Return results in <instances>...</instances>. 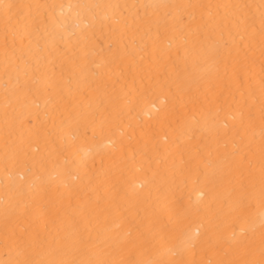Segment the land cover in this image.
I'll list each match as a JSON object with an SVG mask.
<instances>
[{"label": "snow or ice", "instance_id": "6c2138e0", "mask_svg": "<svg viewBox=\"0 0 264 264\" xmlns=\"http://www.w3.org/2000/svg\"><path fill=\"white\" fill-rule=\"evenodd\" d=\"M0 264H264V0H0Z\"/></svg>", "mask_w": 264, "mask_h": 264}]
</instances>
